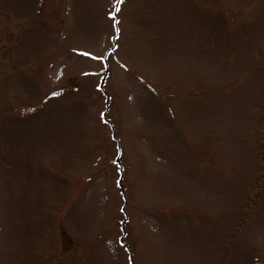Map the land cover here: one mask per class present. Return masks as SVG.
I'll return each instance as SVG.
<instances>
[{"label": "rangeland", "instance_id": "obj_1", "mask_svg": "<svg viewBox=\"0 0 264 264\" xmlns=\"http://www.w3.org/2000/svg\"><path fill=\"white\" fill-rule=\"evenodd\" d=\"M0 264H264V0H0Z\"/></svg>", "mask_w": 264, "mask_h": 264}, {"label": "snow or ice", "instance_id": "obj_2", "mask_svg": "<svg viewBox=\"0 0 264 264\" xmlns=\"http://www.w3.org/2000/svg\"><path fill=\"white\" fill-rule=\"evenodd\" d=\"M119 2H121V0H118V3ZM120 11V9H119V7L117 6L116 8H115V11L112 13V15L113 16H115V13L116 12H119ZM117 23H119L118 21H117ZM117 31H119L118 29H117ZM98 59H102V58H98ZM53 95H58V93H54Z\"/></svg>", "mask_w": 264, "mask_h": 264}]
</instances>
